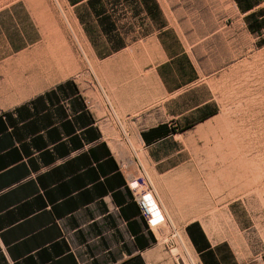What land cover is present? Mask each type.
<instances>
[{"label": "crops", "instance_id": "crops-1", "mask_svg": "<svg viewBox=\"0 0 264 264\" xmlns=\"http://www.w3.org/2000/svg\"><path fill=\"white\" fill-rule=\"evenodd\" d=\"M190 1L232 21L190 24ZM57 2L88 63H100L108 105L146 112L150 125L134 137L146 162L158 163L152 150L177 132L219 113L230 66L251 56L254 36L264 42L263 0ZM41 11L0 0V264H186L161 226L142 218L130 187L139 168L115 150L121 139L74 79L79 64L65 30L40 25ZM130 65L139 74L131 86L120 72ZM142 67L153 83L147 95L137 84ZM184 233L200 264H238L233 237L198 220Z\"/></svg>", "mask_w": 264, "mask_h": 264}, {"label": "rangeland", "instance_id": "rangeland-1", "mask_svg": "<svg viewBox=\"0 0 264 264\" xmlns=\"http://www.w3.org/2000/svg\"><path fill=\"white\" fill-rule=\"evenodd\" d=\"M29 2L42 9L40 25L50 30L60 25L65 30L79 64L74 79L92 97L91 106L103 117L105 129L112 131L111 137L121 139L118 141L121 146L114 147L115 150L119 152L120 148L124 160L137 166L136 170L142 165L137 177L143 174L148 180L166 216L160 227L161 238H169L171 246L180 249L185 263L200 264L184 233L187 223L198 220L218 231L221 239L233 237L238 264H264V42L254 36L251 56L237 57L230 66L227 91L218 98L219 113L202 124L177 132L175 140L152 150L160 160L158 163L146 162V153L134 138L140 129L150 125L146 112L139 109L137 113L124 114L117 106L108 105L102 97L100 63H88L81 39L61 5L57 0ZM190 5L193 9L185 16L190 24L232 21L230 17L213 16L205 5L199 10L195 9L196 3L190 1ZM43 36L46 40L53 35L47 32ZM114 63L110 66L117 73L116 69L122 66ZM126 69L120 72L130 76L126 84L131 86L139 74L134 73V66ZM148 74V67H142L140 83L136 81L145 95L153 87ZM101 105L107 117L99 109ZM155 168L165 173H153ZM177 234L185 251L179 246Z\"/></svg>", "mask_w": 264, "mask_h": 264}, {"label": "built area", "instance_id": "built-area-1", "mask_svg": "<svg viewBox=\"0 0 264 264\" xmlns=\"http://www.w3.org/2000/svg\"><path fill=\"white\" fill-rule=\"evenodd\" d=\"M139 168H143L142 165H139ZM134 183V197L138 204V207L141 212L142 218L146 221L147 225L150 228H154L156 226V222H154V215L155 213L160 212L162 214V218L160 223L166 222V216L164 214V210L161 207V210L153 208L152 204L150 203V196L153 195L152 191L150 190V186L148 185V180L142 174L141 177L135 179Z\"/></svg>", "mask_w": 264, "mask_h": 264}, {"label": "bare ground", "instance_id": "bare-ground-1", "mask_svg": "<svg viewBox=\"0 0 264 264\" xmlns=\"http://www.w3.org/2000/svg\"><path fill=\"white\" fill-rule=\"evenodd\" d=\"M130 187H131L132 190H134V183H132ZM149 196H150V200H151L150 203L152 204L153 208L158 209V210H161V206H160V203L158 202V200L155 197H153L152 195H149ZM161 218H162V214L160 212L158 213V211H157V213H155V215H154V222H156V226L155 227H160V226H162V224H164V222L163 223H160ZM176 236L178 237V240H179V246H181V248H183V250L185 251L186 249L183 246V242L179 238L178 234ZM176 253L179 254L178 251H176Z\"/></svg>", "mask_w": 264, "mask_h": 264}, {"label": "trees", "instance_id": "trees-1", "mask_svg": "<svg viewBox=\"0 0 264 264\" xmlns=\"http://www.w3.org/2000/svg\"><path fill=\"white\" fill-rule=\"evenodd\" d=\"M190 127H187V128H185V129H183L181 132H183V131H186V130H188Z\"/></svg>", "mask_w": 264, "mask_h": 264}, {"label": "water", "instance_id": "water-1", "mask_svg": "<svg viewBox=\"0 0 264 264\" xmlns=\"http://www.w3.org/2000/svg\"><path fill=\"white\" fill-rule=\"evenodd\" d=\"M180 264H184V263L181 261Z\"/></svg>", "mask_w": 264, "mask_h": 264}]
</instances>
